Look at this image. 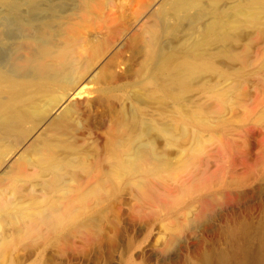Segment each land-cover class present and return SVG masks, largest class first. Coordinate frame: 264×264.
Returning <instances> with one entry per match:
<instances>
[{"label":"bare ground","instance_id":"1","mask_svg":"<svg viewBox=\"0 0 264 264\" xmlns=\"http://www.w3.org/2000/svg\"><path fill=\"white\" fill-rule=\"evenodd\" d=\"M66 1L0 0V264H264V0H157L94 75Z\"/></svg>","mask_w":264,"mask_h":264},{"label":"rangeland","instance_id":"2","mask_svg":"<svg viewBox=\"0 0 264 264\" xmlns=\"http://www.w3.org/2000/svg\"><path fill=\"white\" fill-rule=\"evenodd\" d=\"M77 1L78 0H69L66 2L67 4H72ZM156 1L157 0H97L87 11H74L72 22L81 38V43L87 46L100 44L102 47L100 56L96 61L95 71H93L92 75L101 71L105 66L108 67L107 64L111 61L115 63V67L113 66L111 70L117 71L120 46L125 35L128 37L130 35H140L142 25L145 21V14ZM16 34H21V32L17 31ZM110 88L112 89L106 93L107 96H114L118 93L116 84L112 85ZM80 101L83 102V100H79V102ZM8 155L12 154L9 152ZM6 177V173L0 171V186ZM26 187L28 188V186ZM36 188L37 187H35V189ZM153 233L148 234L146 238V231H143L141 238L130 249L124 250L122 257L126 259L132 256L134 252L144 247L149 241H153L156 238L155 232ZM10 234L11 230L9 228L2 229L3 237L10 236ZM56 242V237H53L33 253H26L17 249L8 248L3 256L5 260H9L10 258L27 259V256H29L25 264H43V262L47 261L48 264H122V262L118 260H108L104 255V251L99 253L94 251L84 253L74 250L60 257L54 248ZM136 262L140 263V260Z\"/></svg>","mask_w":264,"mask_h":264}]
</instances>
